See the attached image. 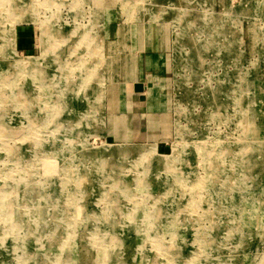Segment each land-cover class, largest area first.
Here are the masks:
<instances>
[{
  "label": "rangeland",
  "instance_id": "1",
  "mask_svg": "<svg viewBox=\"0 0 264 264\" xmlns=\"http://www.w3.org/2000/svg\"><path fill=\"white\" fill-rule=\"evenodd\" d=\"M139 21L173 115L108 135ZM0 189V264H264V0H0Z\"/></svg>",
  "mask_w": 264,
  "mask_h": 264
},
{
  "label": "crops",
  "instance_id": "2",
  "mask_svg": "<svg viewBox=\"0 0 264 264\" xmlns=\"http://www.w3.org/2000/svg\"><path fill=\"white\" fill-rule=\"evenodd\" d=\"M98 1L105 2V0ZM119 20L117 11L113 10L112 6L103 9L100 21L104 25L103 33L106 41L115 40L116 31L120 24ZM142 22H133L134 25L133 23L131 24L128 38L130 49L124 52L125 55H130L131 52L134 53V69L127 73L126 79H121V77L126 75L119 71L114 73L105 72L106 92L107 94L109 93L108 88L112 85L114 86L113 94H115L110 105L109 94H106L105 112L109 119V127L105 131L108 135L121 134L125 138L131 133H141L143 128H145L146 134L153 132L155 130L154 118L159 119L156 125L162 132H165L163 129L165 126L164 121L162 122L161 120L160 123V119L173 113L171 92L168 87L169 74L167 67L170 59L169 56H166L168 55L166 52L174 49H170L168 46L167 37L169 33H165L167 24L154 25L151 24L152 22H147L153 28L150 31L148 30V33L147 30L139 29ZM158 28L163 29L159 34H157ZM141 47L143 48L141 49ZM114 54H119V51L116 49ZM135 83L142 84V92H135ZM141 118H150L146 122L147 125L140 126V124H136L135 127H130L135 122V119ZM115 122L120 126V133L115 128Z\"/></svg>",
  "mask_w": 264,
  "mask_h": 264
},
{
  "label": "bare ground",
  "instance_id": "3",
  "mask_svg": "<svg viewBox=\"0 0 264 264\" xmlns=\"http://www.w3.org/2000/svg\"><path fill=\"white\" fill-rule=\"evenodd\" d=\"M40 56L39 57H35V58H30V57H26V58H20L17 59L19 60V62H17V64L19 65V67L21 68H28V70H36L38 69V67L41 65L40 64ZM42 67V66H41ZM40 69V68H39ZM40 72V71H39ZM34 73V72H33ZM32 73V74H33ZM16 90V89H15ZM16 92V91H15ZM17 95V94H16ZM107 150V149H105ZM118 150V149H117ZM120 151V150H119ZM119 151H114L112 152V156L118 155ZM111 152V151H110ZM103 154V153H102ZM16 181V180H15ZM19 182V180L17 181V183ZM16 183V182H15ZM78 183V182H77ZM77 189V188H76ZM1 190V189H0ZM41 206V205H40ZM39 208V207H38ZM39 210V209H38ZM41 211V210H40ZM37 212V211H36ZM47 212V211H46ZM38 218V217H37ZM118 229V228H117ZM153 232V231H152ZM144 234V233H143ZM123 235V234H122ZM138 235V234H137ZM145 236V235H144ZM143 239V238H142ZM71 242V241H70ZM69 242V243H70ZM66 247V246H65ZM2 248V247H1ZM65 250V249H64ZM74 251V250H73ZM71 252V251H70Z\"/></svg>",
  "mask_w": 264,
  "mask_h": 264
},
{
  "label": "water",
  "instance_id": "4",
  "mask_svg": "<svg viewBox=\"0 0 264 264\" xmlns=\"http://www.w3.org/2000/svg\"><path fill=\"white\" fill-rule=\"evenodd\" d=\"M134 90H135V92H142L143 91L142 84L141 83H135Z\"/></svg>",
  "mask_w": 264,
  "mask_h": 264
}]
</instances>
